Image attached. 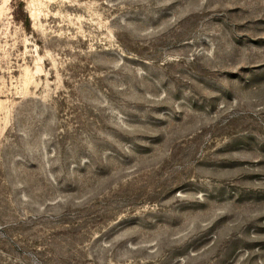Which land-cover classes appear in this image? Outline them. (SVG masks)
Wrapping results in <instances>:
<instances>
[{
	"label": "rangeland",
	"instance_id": "374dc122",
	"mask_svg": "<svg viewBox=\"0 0 264 264\" xmlns=\"http://www.w3.org/2000/svg\"><path fill=\"white\" fill-rule=\"evenodd\" d=\"M0 264H264V0H0Z\"/></svg>",
	"mask_w": 264,
	"mask_h": 264
}]
</instances>
